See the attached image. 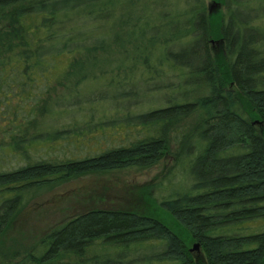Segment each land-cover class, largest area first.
Here are the masks:
<instances>
[{"label":"trees","instance_id":"obj_1","mask_svg":"<svg viewBox=\"0 0 264 264\" xmlns=\"http://www.w3.org/2000/svg\"><path fill=\"white\" fill-rule=\"evenodd\" d=\"M247 1L218 0L213 17L205 0H0V237L31 191L147 169L173 146L175 165L148 189L190 181L157 202L186 238L152 216L90 210L0 264H264V43L257 15L239 20ZM118 46L134 52L103 56ZM148 86L175 93L116 108Z\"/></svg>","mask_w":264,"mask_h":264},{"label":"rangeland","instance_id":"obj_2","mask_svg":"<svg viewBox=\"0 0 264 264\" xmlns=\"http://www.w3.org/2000/svg\"><path fill=\"white\" fill-rule=\"evenodd\" d=\"M216 1L218 0H205L206 9H210L213 17L219 16L225 11L224 6ZM246 4L250 9H254V11L252 13H245L239 20L241 22L246 19L252 20L257 15L258 18H255L254 25L262 29L260 35L264 43V0H249ZM181 6L183 5L179 7ZM133 52L132 47L124 49L118 46L111 48L103 56L114 57L119 62L121 61L120 59L123 60L125 58L124 56L127 53L131 55ZM193 66H196V64L193 63ZM117 70L121 69L112 67V71L105 76L110 78L118 72ZM140 71L141 68L139 69ZM169 82L175 85L176 79L171 78ZM99 87L102 88V83L96 84L92 88ZM150 89V86L146 87L143 94L138 97L137 100L142 101L140 104L132 106L134 99H131L127 103L116 104V108H120V110L126 108L129 111H147L164 106L167 103L164 93L167 97L175 93L174 91L166 92V90L165 92L156 93L150 91ZM109 91L115 94L121 92L117 88L110 89ZM105 109L109 110L110 106L102 105L98 110L102 111ZM97 116L101 117L102 112H99ZM199 118L200 114L198 113L192 115L187 121V125H194ZM111 138H108V141ZM96 140H100V143L103 144L106 139L103 136H97ZM118 141L119 138L116 144H118ZM171 148L172 154L147 169H114L110 171L89 172L31 191L1 235L0 252L5 254L19 252L18 257H21L31 247H35L44 235L55 228L80 214L98 209L121 210L152 216L160 219V221H164L165 224L170 226L182 238H186L184 237L185 231L173 221L168 213L158 207L157 202H159L162 196L166 195V190L170 194L184 191L190 183L187 173H176L168 183L164 180V189L157 188L156 186L155 188L148 189L150 185H157L161 181L163 174L175 165L173 157L178 148L175 146ZM188 149L189 147L186 148V150ZM120 253L125 254L127 251L121 250ZM145 255V252H137L132 257H143ZM102 262L103 260L100 259L95 263L87 262L86 264H102Z\"/></svg>","mask_w":264,"mask_h":264},{"label":"water","instance_id":"obj_3","mask_svg":"<svg viewBox=\"0 0 264 264\" xmlns=\"http://www.w3.org/2000/svg\"><path fill=\"white\" fill-rule=\"evenodd\" d=\"M190 252L199 254V252H200L199 244L198 243H194L192 248H190Z\"/></svg>","mask_w":264,"mask_h":264}]
</instances>
